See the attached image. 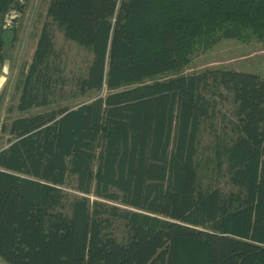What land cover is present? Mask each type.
<instances>
[{
    "label": "trees",
    "instance_id": "1",
    "mask_svg": "<svg viewBox=\"0 0 264 264\" xmlns=\"http://www.w3.org/2000/svg\"><path fill=\"white\" fill-rule=\"evenodd\" d=\"M17 1L0 0V15ZM47 15L17 105L42 110L1 126L11 138L0 149V259L264 264V77L178 73L223 38L263 42L264 0H50ZM51 23L92 51L74 96L104 94L50 107L59 71ZM5 44L0 26V68ZM166 73L178 74L154 79ZM223 89L231 136L217 135L203 163L227 175L229 193L203 183L198 157ZM71 178L94 198L69 196Z\"/></svg>",
    "mask_w": 264,
    "mask_h": 264
},
{
    "label": "rangeland",
    "instance_id": "2",
    "mask_svg": "<svg viewBox=\"0 0 264 264\" xmlns=\"http://www.w3.org/2000/svg\"><path fill=\"white\" fill-rule=\"evenodd\" d=\"M50 0H18L8 10L0 15V26L3 29L6 44L3 48L6 58L0 68V149L6 147L11 136L2 131L3 124L10 122L19 116L36 113L42 108H33L27 112L18 110V102L21 94L22 83L28 65L31 61L36 41L45 22H49L47 9ZM52 24L53 42L56 50V63L58 72L55 75V86L50 94V107L62 104H73L79 100H88L105 92L90 91L84 96H74V81L80 75H84L92 57L90 48L77 41L68 39L56 25ZM226 67L238 70H246L264 75V41L256 37L243 42L236 38H223L211 46L200 49L192 55L191 62L178 73H190L206 68ZM178 73H166L156 76L154 79L172 77ZM150 80V79H148ZM216 112L212 120H207L200 133L198 141V157L204 168L202 172L203 183H213L222 192L229 193L236 190L229 182L227 175H217L212 170L211 164H204V156L208 152V146L217 135L231 132L227 126V120L232 117L234 103L232 94L227 90L221 91V96L216 97ZM225 116V121L223 119ZM204 164V166H203ZM63 190L71 195H89L77 192L74 179H68ZM92 200L94 196L89 195ZM117 236L122 237V229L119 227ZM0 264H6L0 259Z\"/></svg>",
    "mask_w": 264,
    "mask_h": 264
},
{
    "label": "crops",
    "instance_id": "3",
    "mask_svg": "<svg viewBox=\"0 0 264 264\" xmlns=\"http://www.w3.org/2000/svg\"><path fill=\"white\" fill-rule=\"evenodd\" d=\"M256 72V71H255ZM262 75V74H261ZM264 77V75H262Z\"/></svg>",
    "mask_w": 264,
    "mask_h": 264
}]
</instances>
